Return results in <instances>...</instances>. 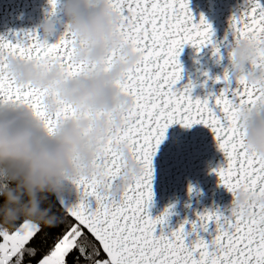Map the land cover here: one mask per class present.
<instances>
[{
  "label": "snow or ice",
  "instance_id": "snow-or-ice-1",
  "mask_svg": "<svg viewBox=\"0 0 264 264\" xmlns=\"http://www.w3.org/2000/svg\"><path fill=\"white\" fill-rule=\"evenodd\" d=\"M105 2L119 17L114 29L119 43L106 48L99 64L77 56L75 34L68 30L54 42L42 40L34 29L11 38L0 36V105L28 107L49 134L78 113L63 103L49 113L47 102L56 93L17 85L9 72L10 58L42 68L59 65L66 79H77L107 71L125 47L139 57L115 82L123 95L131 97L132 105L121 116V127L108 133L92 161L98 176L76 180L78 202L65 207L102 245L107 258L96 264H264V203L258 202L264 200V157L249 152L244 143L249 115L264 109V0H243L237 6L228 20L226 47L214 39L212 25L203 14L198 19L193 15L190 0ZM48 4L47 13L54 14L59 0H48ZM241 39L250 41L255 53L245 75L234 76L231 66L226 67L222 77H215L216 83L223 81L222 89L203 99L193 98L191 81L177 87L183 71L179 55L185 45L198 52L210 47L219 63L225 56L230 60L233 43ZM176 123L207 127L224 157L214 169L219 183L233 195L243 190L252 199L227 213L206 209L197 213L196 220H185L166 232L172 206L156 217L148 212L153 198L152 159L166 130ZM121 147L142 171L119 195L111 196L101 192L100 185L110 189L120 179L123 162L117 149ZM157 225L162 226L159 234ZM39 231L38 225L27 220L14 230L0 229V264H23L25 245ZM82 235L78 226H72L39 264H65ZM80 251L83 254L84 247Z\"/></svg>",
  "mask_w": 264,
  "mask_h": 264
},
{
  "label": "clouds",
  "instance_id": "clouds-1",
  "mask_svg": "<svg viewBox=\"0 0 264 264\" xmlns=\"http://www.w3.org/2000/svg\"><path fill=\"white\" fill-rule=\"evenodd\" d=\"M118 23L119 17L105 0H59L56 12L47 13L33 29L48 42L57 40L65 30L74 33L77 56L99 64L106 48L119 43L114 32ZM58 25L62 26L59 32ZM231 53L233 75H245L255 55L254 45L241 39L233 43ZM138 59L125 47L107 71L77 79H66L59 65L42 68L14 57L8 60L17 85L50 88L56 93L47 102L49 113H55L63 103L71 105L78 115L62 121L55 133L49 134L28 107L0 105V229H8L21 219L54 226L58 217L51 205L45 206L49 196L61 200L76 180L98 176L92 161L100 154L108 133L121 127V116L132 105L131 97L123 95L115 82ZM244 143L249 152L264 157V109L249 115ZM117 150L123 162L120 179L110 189L100 185L101 192L111 196L119 195L142 171L126 149ZM250 199L239 190L232 194L230 208L243 207Z\"/></svg>",
  "mask_w": 264,
  "mask_h": 264
},
{
  "label": "water",
  "instance_id": "water-1",
  "mask_svg": "<svg viewBox=\"0 0 264 264\" xmlns=\"http://www.w3.org/2000/svg\"><path fill=\"white\" fill-rule=\"evenodd\" d=\"M242 2L243 0H190L189 7L197 19L203 14L212 25L214 39L226 47L229 17ZM48 8V0H0V36L11 38L22 30L33 29L45 17ZM61 30L62 26L58 25V32ZM179 60L183 71L177 87L191 81L193 98L203 99L210 93L219 92L224 86L223 81L216 83L215 77H222L225 68L230 67L226 56L217 63L210 47L198 52L191 45H185ZM205 72L208 76L203 75ZM223 159L213 133L204 125L195 124L187 128L176 123L168 127L165 139L152 159L153 198L148 209L149 214L156 217L172 206V215L168 217L164 231L176 229L185 220H196L197 213L206 209L225 213L230 210L232 194L219 183L214 171ZM58 202L65 211L66 206L77 203L75 188ZM70 217L77 222L74 217ZM80 226L88 231L83 225ZM161 227L157 225V234ZM185 227L189 228L190 224ZM93 238L96 240L94 236ZM100 246L102 248L101 244Z\"/></svg>",
  "mask_w": 264,
  "mask_h": 264
},
{
  "label": "trees",
  "instance_id": "trees-1",
  "mask_svg": "<svg viewBox=\"0 0 264 264\" xmlns=\"http://www.w3.org/2000/svg\"><path fill=\"white\" fill-rule=\"evenodd\" d=\"M48 205L52 206L53 212L57 215V222L54 226L39 225L40 231L25 245L23 264H39L45 256L50 254L55 243L74 225L81 229L83 235L77 241L78 247L65 257V264H96V261H103L107 258L100 244L67 214L54 195H50L48 201L45 202V206ZM23 221V219L16 221L8 229L14 230ZM80 247H84L83 254ZM31 251H34V255L29 254Z\"/></svg>",
  "mask_w": 264,
  "mask_h": 264
},
{
  "label": "rangeland",
  "instance_id": "rangeland-1",
  "mask_svg": "<svg viewBox=\"0 0 264 264\" xmlns=\"http://www.w3.org/2000/svg\"><path fill=\"white\" fill-rule=\"evenodd\" d=\"M39 226V225H38Z\"/></svg>",
  "mask_w": 264,
  "mask_h": 264
}]
</instances>
